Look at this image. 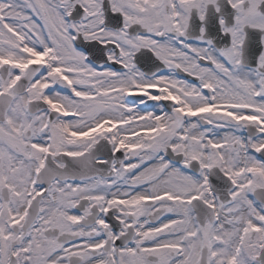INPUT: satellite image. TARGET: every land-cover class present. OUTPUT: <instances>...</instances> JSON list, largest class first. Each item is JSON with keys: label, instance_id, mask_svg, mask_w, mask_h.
<instances>
[{"label": "snow or ice", "instance_id": "1", "mask_svg": "<svg viewBox=\"0 0 264 264\" xmlns=\"http://www.w3.org/2000/svg\"><path fill=\"white\" fill-rule=\"evenodd\" d=\"M0 264H264V0H0Z\"/></svg>", "mask_w": 264, "mask_h": 264}]
</instances>
